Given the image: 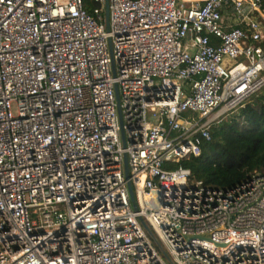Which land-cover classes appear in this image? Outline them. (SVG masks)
Masks as SVG:
<instances>
[{"label": "built area", "instance_id": "2783aa9c", "mask_svg": "<svg viewBox=\"0 0 264 264\" xmlns=\"http://www.w3.org/2000/svg\"><path fill=\"white\" fill-rule=\"evenodd\" d=\"M94 1L0 0V264H264V172L166 166L264 86V0Z\"/></svg>", "mask_w": 264, "mask_h": 264}, {"label": "trees", "instance_id": "16d2710c", "mask_svg": "<svg viewBox=\"0 0 264 264\" xmlns=\"http://www.w3.org/2000/svg\"><path fill=\"white\" fill-rule=\"evenodd\" d=\"M83 2L88 12L96 6L94 0ZM258 44L264 51V37ZM210 133L209 141L199 142V155L166 166L188 168L195 180L219 188L264 172V86L228 118L213 125Z\"/></svg>", "mask_w": 264, "mask_h": 264}, {"label": "water", "instance_id": "95a60500", "mask_svg": "<svg viewBox=\"0 0 264 264\" xmlns=\"http://www.w3.org/2000/svg\"><path fill=\"white\" fill-rule=\"evenodd\" d=\"M105 24H106V28L108 29L109 27V19H108V0H105ZM116 99H117V106H118V113H119V120H120V125H121V135L122 138L124 139V131L122 129V116H121V112H120V107H119V97H118V92L116 89ZM124 170H125V177L128 178V168H127V162H126V157L124 158ZM127 186H128V190H129V195L131 200L133 201V191L131 188V184L130 181L127 182ZM134 208L135 205H134ZM148 230V229H147ZM148 232L150 233V231L148 230ZM151 234V233H150ZM206 235H200L198 237H205ZM158 245V244H157Z\"/></svg>", "mask_w": 264, "mask_h": 264}, {"label": "crops", "instance_id": "0c3cea01", "mask_svg": "<svg viewBox=\"0 0 264 264\" xmlns=\"http://www.w3.org/2000/svg\"><path fill=\"white\" fill-rule=\"evenodd\" d=\"M187 1H191V0H187ZM257 16V19L259 20L260 24H261V30L264 31V5H263V8L261 9L260 12H258L256 14Z\"/></svg>", "mask_w": 264, "mask_h": 264}, {"label": "rangeland", "instance_id": "374dc122", "mask_svg": "<svg viewBox=\"0 0 264 264\" xmlns=\"http://www.w3.org/2000/svg\"><path fill=\"white\" fill-rule=\"evenodd\" d=\"M229 115H231V114L224 115V117H222V121H224L226 118H228V117H229ZM156 247L158 248V250H160L158 246H156Z\"/></svg>", "mask_w": 264, "mask_h": 264}]
</instances>
